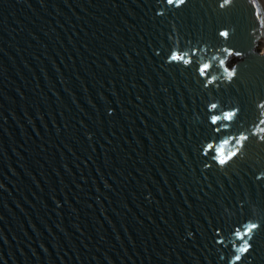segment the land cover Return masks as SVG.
I'll return each instance as SVG.
<instances>
[{
    "label": "water",
    "instance_id": "1",
    "mask_svg": "<svg viewBox=\"0 0 264 264\" xmlns=\"http://www.w3.org/2000/svg\"><path fill=\"white\" fill-rule=\"evenodd\" d=\"M261 45L264 0H0V264H264Z\"/></svg>",
    "mask_w": 264,
    "mask_h": 264
},
{
    "label": "snow or ice",
    "instance_id": "2",
    "mask_svg": "<svg viewBox=\"0 0 264 264\" xmlns=\"http://www.w3.org/2000/svg\"><path fill=\"white\" fill-rule=\"evenodd\" d=\"M167 2L169 4H174V3L177 2V0H167ZM178 2H179V4H184L186 2V0H178ZM227 2H228V0H225V3H227ZM222 35L227 36L228 33L224 32V33H222ZM170 60L172 62H182L184 64H189L190 63V60L188 58H186L184 55H178V54L171 55ZM209 68H210V65L208 63L203 64V66L199 69L200 75L207 77ZM233 75H234L233 71H229L228 72V76L229 77H232ZM208 83H212V79L211 78H208L206 80V84H208ZM215 108H212V109H215ZM229 113L230 114L228 116H225V115H223V117L218 116L219 118H218L217 121H219L221 119L231 121L233 119V117L236 115V113L232 112V111H229ZM217 121H215L213 124H216ZM261 123H264V121H261ZM261 131H264V129H261ZM241 136H243V139H241ZM241 136L239 138L241 141H244V140L248 139L247 136H244V135H241ZM262 139H264V138H262ZM211 147L212 146L209 145V148H211ZM237 154H238L237 152H232V155L230 157L227 156L226 159H219L218 163L220 165H226L230 160H232L234 157H236ZM220 156L225 157L223 155V152H221ZM259 228H260V224L259 223L250 222L246 226V228H245V230L243 232V235H240L239 233H237V235L240 237V239H242L244 241V244H247L250 247L249 241L252 239V234H255L256 230L259 229ZM249 247H245V248H241L240 247L238 249V252L239 253H246L249 250ZM235 260L236 261H240L241 260V256L240 255H236Z\"/></svg>",
    "mask_w": 264,
    "mask_h": 264
},
{
    "label": "clouds",
    "instance_id": "3",
    "mask_svg": "<svg viewBox=\"0 0 264 264\" xmlns=\"http://www.w3.org/2000/svg\"><path fill=\"white\" fill-rule=\"evenodd\" d=\"M217 105L216 104H212L211 105V108H215ZM230 113L229 112H227V113H225L224 115L225 116H228ZM218 116H213L212 117V123H214L215 121H217L218 120ZM241 139H243V136H241ZM220 152H223V149H220ZM232 155V153H229V155H228V157H230ZM227 157H222V156H219V159H226ZM245 247H249L247 244H245L243 247H241V248H245Z\"/></svg>",
    "mask_w": 264,
    "mask_h": 264
},
{
    "label": "rangeland",
    "instance_id": "4",
    "mask_svg": "<svg viewBox=\"0 0 264 264\" xmlns=\"http://www.w3.org/2000/svg\"><path fill=\"white\" fill-rule=\"evenodd\" d=\"M261 47L264 49V45H261Z\"/></svg>",
    "mask_w": 264,
    "mask_h": 264
}]
</instances>
